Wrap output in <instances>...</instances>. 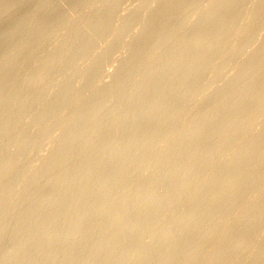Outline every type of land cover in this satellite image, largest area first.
Here are the masks:
<instances>
[{
    "label": "rangeland",
    "instance_id": "374dc122",
    "mask_svg": "<svg viewBox=\"0 0 264 264\" xmlns=\"http://www.w3.org/2000/svg\"><path fill=\"white\" fill-rule=\"evenodd\" d=\"M113 1L0 0V173L20 161L0 177V194L40 165L26 189L0 202V264H264V0ZM118 29L127 32L120 45ZM215 35L223 39L187 48ZM190 60L207 73L191 69L183 87ZM146 80L153 88L179 81L190 93L157 96ZM135 89L140 97L130 98ZM152 100L168 106L148 113ZM82 113L79 122L72 116ZM47 178L55 183L44 187ZM57 195L37 214L39 201Z\"/></svg>",
    "mask_w": 264,
    "mask_h": 264
},
{
    "label": "bare ground",
    "instance_id": "6f19581e",
    "mask_svg": "<svg viewBox=\"0 0 264 264\" xmlns=\"http://www.w3.org/2000/svg\"><path fill=\"white\" fill-rule=\"evenodd\" d=\"M114 1H115V0H114ZM114 1H113V2H114ZM117 1H118V0H117ZM158 1H159V0H158ZM212 1H213V0H212ZM216 1H218V0H216ZM216 1H214V2H216ZM221 1H222V0H221ZM229 1H230V0H229ZM229 1L227 2L228 4H229ZM95 2H96V1H95ZM97 2H99V1H97ZM97 2H96V3H97ZM115 2H116V1H115ZM115 2H114V4H115ZM119 2L121 3L122 1L119 0ZM132 2H133V1H132ZM132 2H131V3H132ZM149 2H151V0H150ZM222 2H225V1L223 0ZM222 2H221V3H222ZM93 3H94V2H93ZM116 3H117V2H116ZM133 3H134V2H133ZM140 3H141V2H140ZM145 3H146V2H145ZM158 3H159V2H158ZM227 3H226V4H227ZM109 4H110V3H108V5H109ZM118 4H119V3H118ZM123 4H124V3H123ZM143 4H144V3H143ZM147 4H148V3H147ZM226 4H225V6H227ZM110 5H111V4H110ZM115 5H116V4H115ZM222 5H223V3H222ZM99 6H100V5H99ZM112 6H113V4L111 5V9H112ZM116 6H117V5H116ZM136 6H137V4H136ZM141 6H142V5H141ZM141 6H138V8L141 7ZM145 6H146V5H145ZM149 6H150V5H149ZM201 6H202V5H201ZM223 6H224V5H223ZM228 6H229V5H228ZM97 7H98V6H97ZM113 7H114V6H113ZM126 7H127V6H126ZM126 7H124V8H126ZM108 8H109V6H108ZM87 9H90V8H87ZM129 9H130V8H129ZM129 9H128V11H129ZM132 9H133V8H131V11L133 12ZM134 9H135V8H134ZM144 9H145V8H144ZM104 10H105V9H104ZM109 11H110V9H109ZM109 11L107 12V10H106V12H105V11H104V12H105V13H109ZM112 11H113V10H112ZM110 13H112V12H110ZM211 13H212V12H210V14H211ZM126 14H127V13H126ZM189 14H190V13H189ZM208 14H209V13H208ZM208 14H206V15H208ZM210 14H209V17H208V16H205V18H206V19H207V18H212L211 15H212L213 13H212L211 15H210ZM184 15L186 16V14H184ZM184 15H183V18H184ZM213 15H214V14H213ZM104 16H105V18H106V15H104ZM123 16H124V15H123ZM144 16H145V15H144ZM189 16H190V15H189ZM191 16H192V15H191ZM191 16H190V17H191ZM210 16H211V17H210ZM102 17H103V16H102ZM225 18H226V17H225ZM145 19H146V18H145ZM185 19H186V18H185ZM185 19H184L183 22H185ZM203 19H204V18H203ZM222 19H223V18L220 19L221 21L219 20V21H220L219 24H222V23H221V22H222ZM226 19H227V18H226ZM99 20H102V19H99ZM187 20H188V18L186 19V23H187V25H188ZM190 20H191V19H190ZM204 20H205V19H204ZM204 20L202 21V24L205 23ZM208 20H209V19H208ZM208 20H207V21H208ZM210 20H211V19H210ZM97 21H98V20H97ZM103 21H104V20H103ZM149 21H152V20H150V19L148 18V19H146L145 21H142V22H144V23H143V27H144V25H145L147 22L149 23ZM188 21H189V20H188ZM219 21H218V22H219ZM190 22H191V21H190ZM193 22H195V20H194ZM196 22H197V20H196ZM27 23H29V22H27ZM97 23H99V22H97ZM104 23H105V22H104ZM104 23H103V22H102V24L99 23L100 25L94 23L93 25L96 24L97 26H100V28H101V26H103V28H104V25H105ZM186 23H185V25H186ZM191 23H192V22H191ZM191 23H189V25H190ZM22 24H23V23H22ZM24 24H25V22H24ZM181 24H182V22H181ZM181 24H180V25H181ZM192 24H194V23H192ZM91 25H92V24H91ZM106 25H107V24H106ZM106 25H105V26H106ZM180 25H179V26H180ZM203 25H204V24H203ZM19 26H20V25H19ZM125 26H126V24H125ZM127 26L129 27V24H128ZM127 26H126V27H127ZM134 26H135V25H134ZM141 26H142V25H141ZM145 26L147 27V25H145ZM179 26H178L177 28H179ZM181 26H184V25H181ZM21 27H23V25H22ZM41 27H42V26H41ZM132 27H133V26H132ZM19 28H20V27H18L17 30H19ZM42 28H43V27H42ZM121 28H122V27H121ZM140 28H141L140 30L142 31V34H143L142 27H140ZM144 28H145V27H144ZM91 29H92V28H91ZM105 29H106V27H105ZM122 29H124V28H122ZM122 29H120L121 32H120V30L118 29L119 32L116 34V35H117V36H116V39H117V40L115 39L116 42L119 41V42H118L119 45H120V41L123 42V39H124V38H121V36H126L125 34L127 33V32H125L126 29H125L124 32H122ZM129 29H130V27H129ZM129 29H128V31H129ZM133 29H134V28H133ZM17 30H14V33H13V31H12L13 34L10 33L9 36L6 37V38H9V39L11 40V37H12V39H13V37H14L15 34H16L15 32H17ZM92 30H93V29H92ZM97 30H98V29H97ZM171 30H173V29H170V32H169V30H167V32L165 31L166 33H164V34L161 36V39L165 38L168 32L171 33ZM174 30H175V28H174ZM174 30H173V31H174ZM176 30H177V29H176ZM136 31H137V30H136ZM136 31L133 32L134 35H137V34L140 35V34H141V32H140L139 30H138V33H136ZM243 31H244V30H241L239 33H242ZM18 32H19V31H18ZM18 32H17V33H18ZM139 32H140V33H139ZM110 33H111V32H110ZM114 33H115V31H114ZM169 33H168V34H169ZM236 33H237V32H236ZM236 33H235V34H236ZM16 35H17V34H16ZM109 35H110V34H109ZM130 35L132 36V34H130ZM221 35L224 36V35H226V34H221ZM237 35H238V34H237ZM74 36H75V35H74ZM74 36H73V37H74ZM110 36H111V35H110ZM113 36H114V35H113ZM128 36H129V35H128ZM167 36H168V35H167ZM218 36H219V35H218ZM223 36H219V38H218L217 35H215L216 38L214 37L213 39H211V38H207V39H206V38H204L203 36H201L200 38L197 37L196 39H195V37H194V39L191 38V39H193V40H192V41H189V42H188L187 40H185V41L188 42V43H187V48H191V47L194 48L195 46L197 47V46H199V45H201V44H204V43H206V42L217 43V41H219V39H220V41H221V37H222V39H223ZM226 36H227V35H226ZM226 36H224V38H227ZM58 38H59V37H57V39H58ZM70 38H72V37H70ZM113 38H114V37H113ZM166 38H167V37H166ZM166 38L163 39V40H166ZM44 39H45V38H44ZM44 39H43V40H44ZM67 39H69V38H67ZM88 39H89V38H88ZM125 39H126V40H125V43H126V41H127V37H126ZM128 39H129V38H128ZM6 40H7V39H6ZM45 40H46V39H45ZM55 40H56V39H55ZM59 40H60V39H59ZM59 40H58V41H59ZM70 40H71V39H70ZM188 40H189V39H188ZM58 41H57V42H58ZM60 41H61V40H60ZM72 41H73V39H72ZM85 41H86V39H85ZM85 41H84V42H85ZM181 41H182V40H181ZM181 41H179V42H181ZM185 41H184V42H185ZM88 42H89V41H88ZM93 42H94V41H93ZM95 42H97V41H95ZM59 43H60V42H59ZM61 43H63V42H61ZM82 44L87 45L88 43L86 44V42H85V43H82ZM89 44H90V43H89ZM155 44L157 45V43H155ZM182 44H183V42H182ZM113 45H114V46L111 45L113 49L109 47V51H111V50L114 51V49L116 48L115 45L117 46V44H113ZM81 46H82V45H81ZM87 46H88V45H87ZM87 46H86V48H87ZM108 46H110V44H109ZM108 46H106V47H108ZM106 47L104 48V49H105L104 51L109 52V51H107ZM119 47H120V46H119ZM119 47H118V48H119ZM185 47H186V46H185ZM84 48H85V47H84ZM151 48L155 49L156 46L151 47ZM92 49H93V48H92ZM233 49H234V48H233ZM233 49H232V50H233ZM79 50H80V49H79ZM81 50H82V49H81ZM93 50H94V49H93ZM117 50H119V49H117ZM188 50H189V49H188ZM232 50H231V51H232ZM236 50H237V48L235 49V52H236ZM241 50H242V48H240V52H241ZM102 51H103V50H102ZM104 51H103V52H104ZM231 51H230V53H232ZM242 51H243V50H242ZM247 51H248V50H247ZM78 52H79V51H78ZM83 52H84V51H83ZM89 52H90V51H89ZM89 52H88V53H89ZM103 52H102V53H103ZM235 52H234V53H235ZM249 52H251V51H249ZM76 53H77V52H76ZM76 53H75V54H76ZM100 53H101V52H100ZM136 53H137V54L133 53V55H130L129 57H126L125 61L127 62V61H129V60H137V59L140 58L141 55L143 54V52H141L140 54H139V52H136ZM209 53H211V52H209ZM209 53H208V54H209ZM214 53H215V52H214ZM216 53H217V52H216ZM237 53H238V50H237ZM75 54H74V55H75ZM78 54H79V53H78ZM78 54H76V56H77ZM204 54H205V53H204ZM206 54H207V53H206ZM211 54H213V53H211ZM217 54H218V53H217ZM235 54H236V53H235ZM240 54H241V53H240ZM246 54H247V53H246ZM251 54L254 55V53H251ZM19 55H20V53H19ZM69 55H70V54H69ZM69 55H68V56H69ZM209 55H210V54H209ZM214 55H215V54H214ZM263 55H264V54H263ZM15 56H16L15 58H18V57H17L18 54H16ZM206 56H207V55H206ZM206 56H205V55L203 56V54H202V58H203V57H205V58H203V60L201 59V60H202L201 63H202L205 59H208V58H209L208 56H207L208 58H206ZM210 56H212V55H210ZM216 56H217V55H216ZM13 57H14V56H13ZM20 57H21V55H20ZM72 57H73V56H72ZM74 57H75V56H74ZM15 58H14V59H15ZM14 59H13V60H14ZM174 59H175V58H174ZM180 59H181V58H180ZM15 60H16V59H15ZM178 60H179V58H178ZM52 61H53V60H52ZM55 61H56L57 64H58V61H57L56 59H55ZM170 61H171V62L174 61V62H172V65H173V64L175 65V63L177 62V59H176V60H173V59H172V60H170ZM191 61H192V60H190L189 63H190ZM194 61H195V60H194ZM194 61H193L192 63H190L192 66H188L189 69H190V70H189V71H190L189 75L187 76V74H186V72H185V75H184L185 77L183 78V80H182V78L179 79L180 81H182V84L184 83V86H183V87H185V85L187 84V82H189V78L192 77V74H193V73H191V69H194V67H196L195 65H196L197 63H199V62H195V64H194ZM56 62H55V63H56ZM96 62H97V61H96ZM96 62L94 61L93 63L88 64L89 66L86 67L87 69L84 70V71H86V73H91V72L93 71V69H95V67H96V64H97ZM171 62H170V63H171ZM181 62H182V60H181V61L179 60V63H178V64H181ZM46 63H49V60H47ZM60 63H61V62L59 61V64H60ZM170 63H167V65H170V66L173 68L174 65L172 66ZM189 63H188V64H189ZM50 64H52V62H50ZM53 64H54V63H53ZM53 64H52V66H53ZM98 64L100 65V63H98ZM43 65H44V63H43ZM163 65H164L165 67L167 66V65H165V64H163ZM163 65H162V66H163ZM97 66H98V65H97ZM164 66H163V67H164ZM44 67H45V65H44ZM46 67H47V64H46ZM48 67H49V66H48ZM50 67H51V66H50ZM167 67H168V66H167ZM167 67H166V68H167ZM199 67H200V65H199ZM160 68H162V67H160ZM166 68H165V70H164L165 72H167V71H166ZM196 68H198V67H196ZM201 68H203V67H201ZM74 69H77V68H74ZM74 69H73V71H75ZM156 69H157V68H156ZM175 69H176V67H175ZM175 69H174V70H175ZM187 69H188V68H187ZM187 69H186V70H187ZM203 69H204V68H203ZM247 69H250V68L245 67V69H241L239 72H242V73H248L249 70H247ZM71 70H72V69H71ZM77 70H78V69H77ZM152 70H153V69H152ZM152 70H149V71H151V73L155 71L154 73L157 72V75H158V73H159V72H162L161 70H163V69H161L160 71H159V68H158V71L155 70V69H154L153 71H152ZM167 70L170 71V72L173 71V70H170L169 67L167 68ZM195 70H196V69H194L193 71H195ZM197 70H198V69H197ZM197 70H196V71H197ZM201 70H202V69H201ZM201 70H198L199 73H200V72H203V73H204V70H203V71H201ZM164 71H163V72H164ZM170 72H169V73H170ZM173 72H174V71H173ZM239 72H238V73H239ZM149 73H150V72H148V74H149ZM154 73H152V74H153L152 76H149V75H148L147 78H149V77H153V76L155 75ZM167 73H168V72H167ZM187 73H188V71H187ZM206 73H207V72H206ZM206 73H204V74H206ZM118 74H119V73L116 72V73L114 74V77H116ZM159 74H160V73H159ZM190 74H191V77H190ZM200 74H202V73H200ZM129 75H130V74H129ZM72 76L74 77V75H72ZM186 76H187V77H186ZM193 76H195V75H193ZM32 77H33V76H32ZM69 77H70V76H69ZM197 77H198V73H197V76L194 77V78L197 79ZM34 78H35V77H34ZM67 78H68V77H67ZM71 78H72V77H70V79H71ZM194 78H193V81H195ZM198 78H199V77H198ZM63 79H64V78H63ZM149 79H151V78H149ZM199 79H200V78H199ZM228 79H230V78H228ZM32 80H33V79H32ZM34 80H35V79H34ZM59 80H60V79H59ZM66 81H68V80L66 79ZM143 81H144V80H143ZM143 81H142V82H143ZM146 81H147V86L150 87L152 83L148 82L149 80H146ZM64 82H65V79H64ZM64 82H61V84H62V83L64 84ZM68 82H69V81H68ZM74 82H75V81H74ZM168 82H169V81H164V80L162 81V80H161L160 82L157 83L156 88H153V86H151V87L153 88V89H152V90H153V94H156L157 96H159L160 94L165 93V94H167L168 98H169V97H174V96H175V93H176V91H177V89H178V87H179V85H178V87H177V86H175V84H180V82L178 81V83H175V84H173V83L171 84V83H168ZM190 82H192V79H191ZM253 82H254V80H253ZM65 83H67V82H65ZM69 83H72V81H70ZM61 84H58V85H60L59 87H61V86L63 85V84H62V85H61ZM67 84H68V83H67ZM67 84H64L65 86H64V85H63V86L66 88V87H68V86H66ZM104 84H105V82H104V83H100L99 85L97 84V86L95 85L96 87H95V89H93L92 92H95V91L99 90L100 88L103 87ZM142 85H143V84H142ZM149 85H150V86H149ZM54 86H55V85H54ZM69 86H70V85H69ZM154 86H155V85H154ZM186 86H187V85H186ZM137 87H139L138 84H137ZM143 87H145V86L143 85ZM183 87H182V88H183ZM62 88H63V87H62ZM139 88H140V87H139ZM139 88H138V90H139ZM179 88H180L181 90H178V92L181 91L180 94L183 93L182 90H185V89H182L181 86H180ZM90 89H91V88H90ZM142 89L145 90L146 87H145V89H144V88H142ZM206 89H207V88H206ZM135 90H137V89H135ZM138 90H137V91H138ZM146 90H147V89H146ZM174 90H175V91H174ZM211 90H212V89H211ZM211 90H210V91H211ZM215 90H216V87H215ZM218 90H219V89H218ZM90 91H91V90H90ZM90 91H89V92H90ZM116 91H117V90H116ZM127 91H128V90H127ZM141 91H142V90L140 89V91H138V92H136V91H134V92H129L130 95H131L130 98L138 97L139 94H141ZM161 91H162V92H161ZM205 91H206V90H205ZM210 91H209V92H206V93H203V94H201V95H199V96L201 97V96H203L204 94L206 95V94H208V93H211ZM92 92H90V93H92ZM139 92H140V93H139ZM173 92H175V93H173ZM186 92H187V91H186ZM201 92H202V91H201ZM121 93H122V90H121L120 94H118V91H117L116 94L121 95ZM184 93H185V91H184ZM184 93L182 94V97H183L185 94L190 93V92H187V93H185V94H184ZM212 93H215V91L212 92ZM127 94H128V93L123 94V97H124V96H127ZM143 94H144V93H143ZM180 94H176V96L178 95V96L180 97V96H181ZM195 94H196V93H195ZM197 94H199V93H197ZM241 94H242V93H241ZM11 95H12V94H11ZM11 95H10V96H11ZM192 95H193V94L191 93V95L189 94L188 96L191 97ZM34 96H35V95H34ZM38 96H39V95H38ZM76 96H77V95H76ZM76 96H75V97L73 96V97H74V98H78V97H79V96H77V97H76ZM141 96H142V95H141ZM178 96H177V97H178ZM73 97H71V99H72ZM139 97H140V96H139ZM179 97H178V98H179ZM196 97L198 98V95H196ZM251 97H252V96H250V95H248V96H242V97L239 98V102H242V101H248V100L251 99ZM35 98H36V97H35ZM80 98H81V97H80ZM124 98H125V97H124ZM128 98H129V94H128ZM130 98H129V99H130ZM184 98H185V96L183 97V99H184ZM186 98H187V97H186ZM192 98H194V97H192ZM248 98H250V99H248ZM31 99H32V98H31ZM31 99H29L28 102H29ZM59 99H60V98H59V96H58V98L55 100V103H57V102L59 101ZM179 99H180V98H179ZM187 99L189 100V97H188ZM0 100H1V99H0ZM72 100H75V99H72ZM72 100L70 101V103L73 102ZM181 100H182V99H181ZM77 101H78V99H77ZM122 101H123V100H122ZM185 101H186V99H185ZM31 102H32V100H31ZM31 102H29L30 105H31ZM124 102H125V101H124ZM127 102H128V101H127ZM185 103H186V102H185ZM25 106H27V102H26L25 105H23V108H24ZM167 106H168V105H167V101L152 100L151 102H150V101L146 102V103L143 105V109L147 111L149 108H152V109H155V111H156V110L159 111V113H160V110H161V109L164 110L163 108H166ZM27 107H29V106H27ZM116 107H117V106H116ZM120 108H121V107H119V106H118L117 108H114V107H113L114 110H118V111H120ZM110 109L113 111V113L116 112V114H117L118 111H114L112 108H110ZM152 109H150V111H151ZM158 109H159V110H158ZM20 110H21V109H20ZM162 110H161V111H162ZM112 111H111V112H112ZM150 111L148 110V113H149ZM157 111H156V114L158 113ZM99 112H100V107L97 108L93 113L89 114V116H91V117H95ZM144 114H145V115H144ZM77 115H78V114H76V115H72V116H73V117L76 116V121L79 122V120H81V118H82V116H83V113H82L81 115H78V116H77ZM155 116H156V117H159V116H157V115H155ZM145 117H146V112H145V111L141 112L138 121L140 122V121H142L143 119H144V120L147 119V117H146V118H145ZM172 117H175V116L173 115ZM72 119H75V118H71V121L69 120L68 122H72V123H74V122H73L74 120H72ZM144 120H143V121H144ZM76 121H75V123H76ZM88 148H89V147H88ZM88 148H87V149H88ZM85 149H86V148H85ZM84 151H85V150H84ZM87 152H88L87 154H91V153H92V152L89 153V151H87ZM43 155H44V154H43ZM46 155H47V154H46ZM46 155H45V158H44V156H42V157L45 159V163L48 162V161L46 160V159H48V157L46 158ZM124 155H125V154H124ZM38 156H40V155H38ZM208 157H210V159L212 158L210 155H209ZM208 157H207V159H209ZM234 157H236V159H238V157H240V154H239V155H236V156H234ZM234 157H233V158H234ZM18 158H19V157H18ZM34 158H36V156H35ZM109 158H111V157H109ZM15 159H17V157H16ZM15 159H13L14 161L11 159L13 162H11V160H9V163H8V161H7V164L4 163V164H6V166H5V168H3V169H5V170H3V169L1 170V173H0V177H1V178H4L3 176L6 177V175L9 173V171H10L13 167H16V166L20 163V161L18 162V161L15 160ZM40 159H41V157H40ZM49 159H50V158H49ZM49 159H48V160H49ZM207 159H206V160H207ZM19 160H20V159H19ZM21 160H22V158H21ZM33 160H34V159H33ZM35 160H36V159H35ZM37 160H38V159H37ZM112 160H113V159H112ZM15 161H17L18 164H16L17 162H15ZM42 161H43L42 163H44V160H43V159H42ZM46 161H47V162H46ZM64 161H67V160H64ZM68 161H69V160H68ZM40 163H41V162H40ZM32 164H33V163H32ZM104 164H105V163H104ZM15 165H16V166H15ZM97 165H98V164H97ZM101 165H102V164H101ZM31 166H32V165H31ZM38 166H40V165H36V166L34 165V166H32L31 169H30L31 171L28 172L29 174L27 173V171H26V174H22V176L20 177V181H19L18 185H16L15 187H12V188L9 189L8 191H5V193L0 194V202H1V201H5V200L7 199V196H8V195H11V194L16 193V192H18V191H22V190L26 189V187L29 186V185L27 184V183H29V182H28L29 179H30L31 177H32L31 179H33V177L37 175L36 170L38 169V168H37ZM95 166H96V165H95ZM2 167H4V166L2 165ZM2 167H1V168H2ZM98 167H101V166L99 165V166H97V168H95V167H84V168L80 171V175H81L82 177L86 178V175L88 176V174H89V173H92V171H93L94 169H96V170L99 169ZM188 168H189V167H188ZM28 171H29V170H28ZM37 171H38V170H37ZM94 171H95V170H94ZM24 172H25V171H24ZM24 172H23V173H24ZM139 174H140V173H139ZM33 175H34V176H33ZM136 175H137V174H136ZM141 176H143V175H142V172H141ZM37 177H38V176H37ZM37 177L34 178V179H38ZM1 178H0V182H1ZM2 180H3V179H2ZM39 180H40V179H38V181H39ZM38 181L36 180V182H38ZM30 182H31V181H30ZM40 182H41V181H39V183H40ZM31 183H34V182L32 181ZM42 183H43V185L45 184L44 187H49V186L53 185V184L55 183V181L52 180V178H47L46 180H44V182L42 181ZM42 183H41V184H42ZM81 183H82V184L78 185L79 191H80V188L85 187V186H84L85 183H83L82 181H81ZM29 184H30V183H29ZM34 184H35V183H34ZM34 184H32V186H33ZM41 184H40V185H41ZM35 185L37 186V185H39V184L36 183ZM99 185H100V184H99ZM36 186H35V187H36ZM200 186H201V185H200ZM96 187H97V186H96ZM30 188H31V187H30ZM97 188H98V187H97ZM81 191H82V189H81ZM8 197H9V196H8ZM122 198H125V197H122ZM60 199H61V195H57V196H56L54 199H52V200H45V199L42 200V199H41L42 201H39V204H38V206L36 207V208H37V214L39 213V211H40V209H41L42 207L46 206L47 204H55V203H57L58 201H60ZM144 202H145V200H142L141 203H144ZM137 203H139V202H137ZM137 203H136V205H137ZM136 205L132 206L131 208H133V207L135 208ZM139 205H141V204H138V206H139ZM134 208H133V209H134ZM54 222H55V221H54L53 218H52V220L49 222V224H47L44 228H46L48 225H51V224L54 223ZM0 226H1V225H0ZM0 228H3V227H0ZM16 228L18 229L19 226H16ZM16 228H15V226L13 227L14 230H15ZM3 229H4V228H3ZM36 229H38V228H36ZM0 231H2V230L0 229ZM44 242H45V241H42L41 244L44 243ZM27 243H29V240H28V239H27L24 243L20 244V246H18L17 251H21L22 249H24V247H26V244H27ZM240 243H241V242H240ZM242 244H244L243 241H242ZM242 244H239V245H242ZM237 246H238V244H237ZM11 256H12V255H11ZM9 257H10V256H8V258H9ZM8 258H5L4 260H6V259H8Z\"/></svg>",
    "mask_w": 264,
    "mask_h": 264
}]
</instances>
